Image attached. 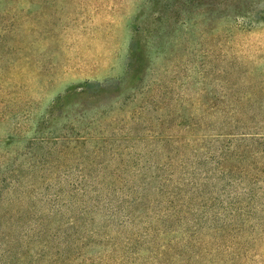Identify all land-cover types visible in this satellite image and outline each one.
Here are the masks:
<instances>
[{"label": "rangeland", "instance_id": "rangeland-1", "mask_svg": "<svg viewBox=\"0 0 264 264\" xmlns=\"http://www.w3.org/2000/svg\"><path fill=\"white\" fill-rule=\"evenodd\" d=\"M260 83L264 0H0V264L10 240L27 244L17 251L28 250L23 264H44L31 257L42 241L49 249H66L62 238L75 230L69 250L79 255L69 264L109 254L110 246L92 244L99 238H88L90 229L121 240L101 219L70 224L66 213L48 219L46 205L28 210L31 200L44 204L39 196L50 186L90 167L82 152L53 155L45 165L30 161L24 154L33 137L147 123L157 107L172 113L264 106ZM11 164L24 175L23 188L35 189L17 203L16 224L2 180ZM57 231L56 238L48 237ZM245 235L241 242L249 236L254 241L242 243L244 250L227 248L228 256L216 263L264 264V231ZM167 239L156 238L152 248L140 243L126 262L114 264H149ZM233 253L244 257L232 261ZM166 255L157 254L155 264L169 263ZM170 264L194 263L176 258Z\"/></svg>", "mask_w": 264, "mask_h": 264}, {"label": "trees", "instance_id": "trees-1", "mask_svg": "<svg viewBox=\"0 0 264 264\" xmlns=\"http://www.w3.org/2000/svg\"><path fill=\"white\" fill-rule=\"evenodd\" d=\"M258 89L259 94L264 92V84H258ZM160 111L161 107L154 109L149 121L144 119L147 123L96 134L65 131L61 136H36L26 142L24 156L38 165L48 164L53 155H86L90 167L85 172L78 170L73 179L50 186L47 195L39 196L44 204L31 200L28 207L46 205L48 219L66 213L70 224L101 219L110 233L121 238L115 242L112 236L88 230V238H99L92 244L110 249L103 258L89 257L84 264L126 262L138 244L152 248L156 238L167 236L170 239L157 246L149 264L157 263V254L164 259L167 253L171 257L165 264L176 258L184 263L218 264L228 256L227 248L244 250L242 243L254 241L249 236L241 242L246 233L264 231V106L237 111ZM2 180L8 186L10 220L16 224L21 218L17 203L35 189L23 188L24 175L17 164H11ZM48 219L46 223L51 222ZM76 233L62 238L66 249H49L43 240L31 257L44 264L71 263L79 255L69 250ZM22 243L9 241L4 264H23L28 250L17 253L19 246L27 247ZM242 257L233 253L229 259Z\"/></svg>", "mask_w": 264, "mask_h": 264}]
</instances>
